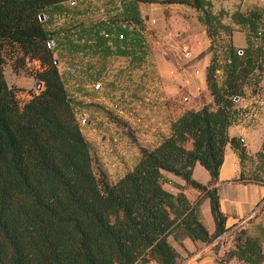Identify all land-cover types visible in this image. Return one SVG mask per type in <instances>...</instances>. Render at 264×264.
<instances>
[{
    "label": "trees",
    "instance_id": "obj_1",
    "mask_svg": "<svg viewBox=\"0 0 264 264\" xmlns=\"http://www.w3.org/2000/svg\"><path fill=\"white\" fill-rule=\"evenodd\" d=\"M67 1L0 0V264H179L183 255L177 246L185 249V238L207 244L228 229L214 184L227 144L241 159L246 155L242 139L227 131L241 118L233 96L256 93L264 76V10H214L211 0H122L120 7L132 4L133 14L88 21L84 40L99 47L103 58L122 55L136 64L148 52L139 2L190 5L209 35L205 77L211 100L185 107L153 148L132 139L138 160L112 181L81 129L80 103L58 67L66 46L79 49L81 37L73 40L70 34L86 22L47 27L48 12L67 11L62 6ZM103 24L124 27L115 38L110 28L101 33ZM239 30L245 31L243 47L233 43ZM6 55L15 69L27 60L39 62L33 74L42 89L24 102L5 78ZM196 163L208 171V184L192 177ZM163 170L182 178V188L196 189L197 197L164 188ZM202 198L209 200L212 231L201 218ZM232 258L264 264L259 239L239 230L226 259L217 261L232 264Z\"/></svg>",
    "mask_w": 264,
    "mask_h": 264
},
{
    "label": "crops",
    "instance_id": "obj_2",
    "mask_svg": "<svg viewBox=\"0 0 264 264\" xmlns=\"http://www.w3.org/2000/svg\"><path fill=\"white\" fill-rule=\"evenodd\" d=\"M121 1L69 0L62 3L67 11L53 10L49 11L47 16L49 30L86 22L70 34L73 40L76 35L81 37L79 49L71 50L68 46L64 49L68 56L64 57V64L67 65L66 69L71 71L69 77L64 75V78L66 81L71 78V86L74 88H68L70 96L78 98V95H83V98L89 101H104L112 97L113 101H117L115 107L122 102L127 104L124 110L118 109L113 113L116 114L117 122L120 121L124 134L120 126L115 125V122L104 114L96 116L93 120L88 118L87 122L93 123L89 129L91 140H87L92 144L100 165L112 181L131 169L138 160L139 150L132 139L143 147L153 148L169 134L170 120L185 108L176 104L181 93H188L201 104L211 100L205 77L211 57L210 53L205 52L209 46L208 30L199 22L197 10L190 5L139 2L138 10L143 18L145 30L144 47L148 50L146 61L141 64H136L129 57L122 55L113 54L103 58L99 47L92 45L90 40H84L86 33L91 29L88 21L108 18L115 13L122 16L134 13L132 4H124L121 8ZM211 1L214 10L224 8L232 12L251 6L264 10V0ZM158 19L162 22H158ZM103 26L101 33L110 28L113 30L111 35L115 38L116 32L122 31L124 27L118 24ZM232 38L235 46L246 45L244 30L235 31ZM186 51L188 55H185ZM75 57H78V62ZM76 73L83 74V77H77ZM97 81L101 82L100 89L93 88ZM150 101L155 105L147 106ZM235 102V108L241 111V118L230 125L227 132L229 136L243 139L246 155L241 159L236 150L227 144L218 180L214 185L218 190L220 209L227 216L226 226H240L256 236L264 253V76L256 93L240 97ZM155 109H160L164 114L160 127L159 117L152 115ZM188 143L190 145L186 146L189 148L191 143ZM172 174L162 171L164 188L172 193L183 190L190 200H194L198 191L192 187L182 188L183 179L173 174L179 178L176 179ZM209 180L210 175L201 183L208 184ZM168 184L169 187L166 186ZM204 199L208 201L205 205L202 204ZM202 201L200 214L203 220L210 212V206L208 198H202ZM203 222L206 224L204 220ZM207 229H214V221L212 228L207 226ZM170 241L177 246L172 238ZM215 244L216 241L205 244L185 238V249L177 246L183 255L179 264H220L216 259L218 251ZM150 264L158 263L151 261Z\"/></svg>",
    "mask_w": 264,
    "mask_h": 264
},
{
    "label": "rangeland",
    "instance_id": "obj_3",
    "mask_svg": "<svg viewBox=\"0 0 264 264\" xmlns=\"http://www.w3.org/2000/svg\"><path fill=\"white\" fill-rule=\"evenodd\" d=\"M158 22H162V20L158 19ZM159 24V23H158ZM155 37V35H154ZM154 41H156V39H153ZM68 57V56H66ZM62 58V57H61ZM75 61L78 62V57ZM64 58H62L61 60V64L58 65L60 72L62 73V75L69 77L70 74V69H66V64ZM39 68V62L36 60H27L24 65L21 66H16V69L12 66V60L8 57V55H6V62H5V78L8 82L9 85L15 86L17 87V95L18 98L21 102L26 101L29 97L31 92H39L41 89L35 88V78H34V71H36ZM69 72V73H68ZM64 76V77H65ZM77 77H83V74L80 73H76ZM67 83V87L70 89L74 88L71 86L72 84V79L68 78V80L66 81ZM75 85V84H73ZM42 86V85H41ZM188 93L184 92L180 94L179 97V101L176 102V104L178 106L181 107H190V106H194V107H199L201 105L200 101L197 100V98L193 97V96H189V100L188 101H184L183 100V96H187ZM76 101H79L80 104H78V109L79 112H85L88 118H91L92 120L96 118V116H100L102 114H105L108 117V119L113 120L115 122V125L120 126V128L122 129L123 132V128L120 124V121L117 122V118H114L116 116V114H113L115 112H117L118 109L120 110H124L125 106L127 105L126 103L122 102L121 105H117V107H115V104L117 101H113L112 97H108L106 100L104 101H89V100H85V98H83V95H78V98H73ZM87 99V98H86ZM120 101V100H118ZM97 104V105H96ZM147 106L151 105H155V103L153 102H147ZM146 105V104H145ZM157 105V104H156ZM98 106V107H97ZM155 113H152V115H156L158 116V122H159V127L162 124V118H163V113L160 109H155ZM114 119H113V118ZM112 118V119H111ZM93 123H85V124H81V129L85 135V137L89 140H91V134L89 129L92 128ZM124 134V132H123ZM95 141V140H94ZM92 141L94 144L96 142ZM125 145V144H124ZM190 144L187 143V146H189ZM126 168V167H125ZM173 175V174H172ZM208 172L207 170L201 165V164H196V168L194 170L193 176L195 179L199 180L200 182H204L206 180V176H208ZM173 177H175L176 179H179L177 176L173 175ZM167 187H169V184L166 185ZM190 194V192H189ZM203 205H205V203L207 204V200H203L202 201ZM205 219H203L206 222V226H208L209 228H212V223H213V219L212 216L210 214V212H208V215L204 216ZM209 218H210V222H209ZM241 229L240 226L237 227H231L229 226L228 229L223 232L215 241H216V249L218 251V254L216 256L217 260L220 259H226L227 255L229 254V251L231 249H233L234 246V238L237 234V232ZM230 263L232 264H241V262H238L235 258H232L229 260Z\"/></svg>",
    "mask_w": 264,
    "mask_h": 264
},
{
    "label": "built area",
    "instance_id": "obj_4",
    "mask_svg": "<svg viewBox=\"0 0 264 264\" xmlns=\"http://www.w3.org/2000/svg\"><path fill=\"white\" fill-rule=\"evenodd\" d=\"M152 22H154V21H152ZM105 35H107V34H105ZM122 34H119V38H122ZM49 45H52V42L50 41L49 42ZM237 52L239 53V54H242V49H238L237 50ZM189 53L186 51L185 52V55H188ZM35 88H37V80L35 81ZM42 85V84H41ZM42 87V86H41ZM93 88L94 89H100L101 88V82L100 81H97L94 85H93ZM233 98H234V100H238L240 97L238 96V95H234L233 96ZM183 100L184 101H188L189 100V97L188 96H183ZM78 119H79V122H80V124H85V123H87L88 122V117H87V115H86V113L85 112H79L78 113ZM243 140V139H242Z\"/></svg>",
    "mask_w": 264,
    "mask_h": 264
},
{
    "label": "water",
    "instance_id": "obj_5",
    "mask_svg": "<svg viewBox=\"0 0 264 264\" xmlns=\"http://www.w3.org/2000/svg\"><path fill=\"white\" fill-rule=\"evenodd\" d=\"M43 17H44L43 14H41L40 18L43 19ZM41 84H42L41 82L37 81V88L38 89H41Z\"/></svg>",
    "mask_w": 264,
    "mask_h": 264
}]
</instances>
